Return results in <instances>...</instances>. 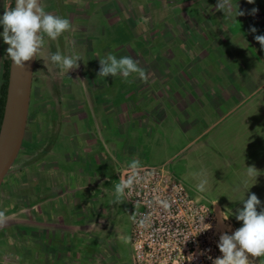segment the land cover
<instances>
[{
  "label": "rangeland",
  "instance_id": "1",
  "mask_svg": "<svg viewBox=\"0 0 264 264\" xmlns=\"http://www.w3.org/2000/svg\"><path fill=\"white\" fill-rule=\"evenodd\" d=\"M244 1L230 0L233 9L239 5V9L246 12L244 18L250 16L253 8L258 9L254 16L258 14L257 18L261 16L263 22L264 0H255L253 4ZM217 2L218 0H187L179 6L174 1H170L169 5L170 3L157 4L158 0H126L127 15L133 20L143 15L151 16V25L148 21L150 18H144V26H154L148 32L140 21L141 28L137 29L124 22L111 25L99 12L91 14L95 22L91 32L99 35V40L93 41L92 48L97 50L98 56L103 58L112 54L117 59L130 56L136 61L140 60V65L143 64L148 75V82L141 81L135 74L129 77L130 82L119 75H109L104 81L92 71L91 75H95L92 83L97 85L96 89L93 87L92 91H83L81 85H77L75 94L64 96L69 100L79 98L86 101L81 106V112L85 114L82 127L93 128V114L102 116L105 125L101 128L105 129L106 143L111 149L110 153L117 156L105 164V170L94 168L103 177H97L91 191L92 196L86 195L88 200L80 192L81 194H77L79 196L70 197L71 209L69 204V208L63 206L68 212L77 211L81 219L87 215L83 212L87 200L94 219L90 227L91 235L101 236L103 240L106 238L105 231L97 229L98 219L100 221L105 217L111 228L113 225L107 234L112 252L107 251L104 261L95 259L90 254L93 251L92 244L94 248L98 246L94 239L86 244V239L75 234L67 247L69 240L64 232L60 246L63 251L67 248L71 264H133L130 232L134 212L138 207L125 197V202L113 203L115 186L121 181L120 172L131 158L139 159L141 164L165 167L183 183L194 198L219 203L236 229L243 226V221L237 220L236 215L243 208V200L250 194H256L261 201V205L257 206L258 212L264 207V49L254 38L262 33L264 35V31L259 32L256 28L253 33V26L245 25L242 17H235V11H228L227 8L225 14L228 21L225 20L223 11L216 9ZM8 3L9 0H0V18ZM242 5L246 7L242 8ZM154 6L158 7V11L154 10ZM109 13H113L112 10ZM153 13H156L154 19ZM2 32L3 25H0V33ZM47 40H44L42 48L46 57L39 58V61L50 59L52 55L51 50L56 41ZM70 40L64 34L58 48H68L72 55L77 53L87 60L82 47L75 51ZM3 46L9 47L0 35V80ZM88 58L87 64H90L92 61L89 56ZM50 60L46 63L52 62ZM34 74L38 76L33 77V86L51 85L52 80L40 76L41 70L36 68ZM53 84L56 86L57 82ZM159 91L163 97L158 96ZM171 91L175 96L188 99V102L183 106L172 104L173 100L168 95ZM209 95L214 99L209 98ZM96 96L101 98H94ZM32 102L33 98L30 110ZM58 115H55L57 129L59 123L75 127L74 115H69L66 120L60 119ZM120 117L129 124V131L113 124V119L118 120ZM37 118L41 125L43 115L38 114ZM80 124L77 123L78 128ZM41 133L40 128L37 138L42 137ZM64 138L61 134L57 137L54 135V140L58 139L54 152L63 161L64 156L69 160L75 154L69 143L61 141ZM32 145L25 134L21 150L10 169L12 175H9L7 184H15V178L19 176L18 180L24 185L26 151ZM105 155L108 157V153L105 152ZM253 165L260 172L256 183L246 174L247 166ZM15 170H20L22 174L15 176ZM203 179L207 180V190L201 193L197 191V185ZM5 207L0 210L12 206L6 204ZM104 209L108 211H103ZM21 216L24 217V212H21ZM81 221L83 223V218ZM65 222L69 223L67 215ZM2 231H7V227ZM58 237L61 238V235H57ZM0 246H3L2 242ZM23 246L26 247L25 243ZM25 255L26 252H18V256L6 260L0 249V264H52L48 258L41 257L32 261ZM38 255L41 256V253ZM249 257L252 258V264H262L260 257L254 258L251 254Z\"/></svg>",
  "mask_w": 264,
  "mask_h": 264
},
{
  "label": "crops",
  "instance_id": "2",
  "mask_svg": "<svg viewBox=\"0 0 264 264\" xmlns=\"http://www.w3.org/2000/svg\"><path fill=\"white\" fill-rule=\"evenodd\" d=\"M170 1L174 0H169L164 3L169 4ZM244 2H246V0ZM169 5H171V3ZM176 5L178 4L176 3ZM242 6V8L246 7V5ZM154 10H157V8L155 7ZM224 15L225 20L228 21L226 17L227 15ZM249 15L250 16H247V18H244L245 15L240 16L242 17L241 19L242 21H244L245 25H247L248 27L253 26L257 28L259 32H263L264 21L262 22V17L259 16L260 18H257L258 14L256 16L252 14ZM155 16L156 13H153V19ZM148 17L150 18V20L148 21H150L149 24L151 25V16L143 15L141 17L139 16V18L137 17V20L140 21L146 32L151 31V28L154 27L153 25L151 26V28H149V25L144 26V21ZM129 20V26L134 27L135 20H133L130 15ZM143 35H145V33L142 34V36ZM212 57L217 58L215 56ZM138 64L141 68L144 69V66H142L143 64L141 63L140 65V60H138ZM168 95L169 97H171V100H173L171 102L172 104H179L180 106H183L188 102V99L173 95V91L168 93ZM158 96L163 97L161 91H159ZM94 98L99 99L101 97L96 96ZM209 98L214 99L211 96ZM220 98L224 99V97L222 96H220ZM72 100L78 101L76 104L77 108L72 111H68L66 107H62L60 111L63 112L59 113L58 115V117L60 116V119L63 118V120H66L69 115H74L73 117L76 121L74 128L67 126L66 123L58 124L59 136L61 134V137H65L64 140L61 141H66L65 143H69V146H71V148L75 150V154H72L71 159L67 160V158L64 156L65 161H63V158L54 152V148L57 144L58 139L54 140V133H52V131L48 129L45 133L42 134L41 151L40 149H38L39 145L36 146L33 143L32 144L34 146L32 145V147H30V149L26 151V170L24 173V185L18 180L19 176L15 178L17 179L15 184H7L9 175H12L10 170L7 176H5L0 187V190H2V192H0V208H6V204L14 203V196L20 197L23 195L25 197L24 202L26 203V205L24 208V220L26 223V255L27 258L30 257L29 259H31L32 261L33 259L43 257L41 259L48 258V260H50L52 264H71L68 261L69 256L66 253L67 248L63 251L62 246H60L62 237H64L62 231L64 229H71L75 233L78 231V225L74 221V219H72L73 223L65 222V215H69L68 210H64L63 208V206L67 207V203L65 200L69 194H71L70 196H72L73 194H76L77 191L84 194L88 190H93L95 182L97 181V177L98 179L100 177H103L101 173V175H99L96 171H94V168H96V170L100 168L105 170V164L110 163V159L117 157L116 154L112 152L110 153L111 149L106 143V137L104 135L105 129L101 128V126L104 127L103 125H105L102 122V116L97 115L96 113L93 114V128L89 126L82 127V124L85 123V114L81 112V106H83L86 101L79 98ZM134 114L135 116L137 115L136 113ZM77 123H81L79 128L77 126ZM113 124L123 127L125 131H129V124L126 123L122 119V117H120L118 120L113 119ZM32 142H34V140ZM105 152L108 153V157L107 155H105ZM110 154L111 157L109 158ZM133 159L134 158H131L130 160L132 161ZM68 161L71 163H67ZM72 162H74L75 164H72ZM67 165L71 166L68 167ZM13 173L15 176L19 175L20 173L22 174L20 170H15V172ZM39 175H42L44 177L45 182L37 186L35 185L34 180L39 178ZM68 179L71 180L73 185L71 189L67 190V188L64 187V184ZM30 181L33 183L32 186L31 184H29ZM71 206L72 205H70V209ZM12 207L5 209L6 211H8V214H6L7 220L13 219L17 222L22 220L23 217L21 216L20 209H16L14 211V208ZM67 208H69V206ZM72 213L74 214V211H72ZM8 215L10 218L8 217ZM17 215H20V217ZM57 232H60V234H56ZM57 235H61V238H57ZM8 253L11 254V251H8ZM39 253H41V256L38 255ZM12 257H16V255H13ZM7 264L9 263L7 262Z\"/></svg>",
  "mask_w": 264,
  "mask_h": 264
},
{
  "label": "flooded vegetation",
  "instance_id": "3",
  "mask_svg": "<svg viewBox=\"0 0 264 264\" xmlns=\"http://www.w3.org/2000/svg\"><path fill=\"white\" fill-rule=\"evenodd\" d=\"M99 2V4L97 3ZM41 3H43L44 10L46 12H50L53 15L60 16L62 18H67L70 20L72 24L71 31L65 32V35H68L70 44L74 46L75 51L76 48H81L84 50V53L87 54V60L83 57V60L79 61L80 67L75 70H70L67 74L56 64L49 62L47 64L46 62L50 59L41 60L39 61V58H36L35 68L34 70L39 69L41 70V77H44L46 79L52 80L51 85L44 84L42 86L39 85H32L31 88V95H30V103H29V111H28V120H27V126H26V132L25 134L28 135L29 140L34 145L38 146L41 150L42 145V137L37 138V134H40V128L43 133H45L48 129L54 133V135L57 137L59 136L58 129L55 126L56 118L55 115L59 114L62 107H66L68 111H72L76 109V104L78 101L67 99L64 97L66 94H75V90H77V85H81L83 91H92L97 88V85L95 86L92 81H94V76L91 75L92 71L95 73H98L100 70V63H99V57L97 54V50L92 48V43L94 40H99V35L92 34V27L95 24L91 18V14L93 12H99L103 16L107 18V22L111 25L117 24L119 22H124L129 26L130 20L129 15H127V3L126 0H41ZM67 3V4H65ZM127 7V8H126ZM112 10L113 13H109V11ZM135 20V19H134ZM134 27L137 29L141 28L139 26V21H134ZM130 27V26H129ZM91 29V30H90ZM63 34V35H64ZM61 35L56 42L54 43V47L51 50V53H56L59 51L62 55H72L68 48L65 50L63 48H58L59 41ZM72 36V38H71ZM48 37L45 36L44 40H47ZM50 39V38H49ZM48 39V40H49ZM47 40V41H48ZM53 42V40H51ZM89 45V46H88ZM87 50H92L91 52H87ZM62 51V52H61ZM49 52V51H48ZM83 53V54H84ZM77 54V53H76ZM42 57H46L44 54V50L42 49L41 54ZM107 55V54H106ZM90 57L91 61L90 64H87ZM92 59H95L93 61ZM51 61V60H50ZM50 64L52 67H49ZM54 67V68H53ZM53 68V69H51ZM91 72V73H90ZM38 76L34 74L33 77ZM97 77V74H96ZM99 77V76H98ZM102 78L104 81L107 80V77ZM57 82L56 86H54L53 83ZM92 86V87H91ZM91 98L92 96H88ZM33 98L32 102V110H30L31 107V99ZM58 110V111H57ZM57 111V112H56ZM56 112V113H55ZM42 114L43 115V121L40 125L37 115ZM27 127H30L29 129ZM40 127V128H39ZM35 185H41L45 182V179L42 175H39V178L34 180ZM31 186L33 183L30 181ZM73 183L71 180H67L64 184V187L66 186L67 189H71ZM91 191L88 190L86 193L82 194L85 198L87 196H92ZM72 192V191H71ZM77 194H81L80 192L73 194V198L75 196H79ZM69 194L66 198V203L70 205V196ZM25 197L22 195L20 197H13V202L11 205L12 208L20 209L21 212H24V208L26 203L24 202ZM88 200V198H87ZM87 200L85 202V208L83 209V212L87 213V215L83 216V223H81V219H79V215L77 214V211L73 214L72 212H69L68 218L69 223H73V220L78 225V234L77 232L74 233L71 229H64L62 232L68 235V246H70L71 240L74 238L75 234H77V237H83L86 242V244L91 243V239H94L98 243V246L95 248L92 244L93 251L90 252V254L98 260L104 261L106 259L107 251H111V248L109 247V239L110 237L107 235L110 227L109 221L104 217L97 220L96 226L97 229H103L106 234V238L104 240L101 236L91 235L90 234V227L94 222L93 219V212L92 208L89 207L87 204ZM72 205V204H71ZM90 206V205H89ZM76 206L74 205V208ZM88 208V209H87ZM103 211H108V209H104ZM8 211H6L7 214ZM25 214V213H24ZM78 220V221H77ZM81 221V222H80ZM81 224V225H80ZM26 223L24 220V217L20 221H15L13 219L7 220V231H2L5 226L0 227V242L3 243V246H0V249L2 250L3 255L5 256V259H13V255L18 256V252H23V254L26 252V247L24 248L23 244L26 241ZM107 231V233H106ZM113 242V241H112ZM66 250V248H65ZM8 251H11V254L8 253ZM68 252V251H66ZM27 254V253H26ZM11 255V257H9ZM27 256V255H25ZM4 258V257H3ZM27 258V257H26ZM261 258V257H260ZM264 259V258H261ZM4 264H7L4 263ZM17 264V263H16Z\"/></svg>",
  "mask_w": 264,
  "mask_h": 264
},
{
  "label": "clouds",
  "instance_id": "4",
  "mask_svg": "<svg viewBox=\"0 0 264 264\" xmlns=\"http://www.w3.org/2000/svg\"><path fill=\"white\" fill-rule=\"evenodd\" d=\"M247 2L253 4L255 0H247ZM226 8L228 11L234 10L235 17L245 15V12L239 9V5L233 9L230 0H218L216 9L223 11L225 14ZM257 11L258 9L253 8L250 14L254 15ZM0 25H3V32L0 35L3 36L4 42L9 45L7 57L11 59L15 66L21 69L26 66L25 62L33 58H43L40 53L44 45L45 35L55 41L72 29L69 19L46 12L41 0H16L15 8H11L9 5L5 6L4 14L0 18ZM251 31L255 33L256 28L252 27ZM254 38L264 49V35H256ZM50 59L66 74L70 70L78 69L80 67L79 61L83 60L78 54L62 55L59 51L53 53ZM99 63L100 70L97 73L99 77L105 78L109 75L116 77L119 75L125 81H129V77L135 74L141 81L148 82L146 71L139 66L138 61L130 56L117 59L116 56L108 54L106 57L100 58ZM128 166L132 170L131 174L115 186V200L113 201L115 204L125 202L126 190L130 192L138 182L137 170L141 168L139 159H133ZM246 174L249 178L254 179L256 183V178L260 175V172L253 165L247 166ZM206 185L207 180H201L197 185V191L205 192L207 190ZM156 203L164 209L171 207L170 202L166 199L157 198ZM259 205H261V201L254 193L243 200V208L236 215L237 220L243 221V226L231 235L223 233L220 236L218 247L222 257L215 258L213 264H252L249 254L254 258H264V207L258 212L257 206ZM222 216L224 220L228 219V215L222 214ZM133 219L135 220V217ZM148 222L149 217L145 216L140 223L142 227H148ZM6 223V210H0V227L5 226ZM207 225V228L200 230L198 233L211 227V225ZM261 262L264 264V259H261Z\"/></svg>",
  "mask_w": 264,
  "mask_h": 264
},
{
  "label": "built area",
  "instance_id": "5",
  "mask_svg": "<svg viewBox=\"0 0 264 264\" xmlns=\"http://www.w3.org/2000/svg\"><path fill=\"white\" fill-rule=\"evenodd\" d=\"M131 171L129 166L124 167L120 180ZM137 176L138 182L125 194L138 207L130 232L133 264H213L215 258L222 257L220 236L237 229L229 217L223 219L226 213L219 203L197 200L163 166L141 164ZM157 198L168 200L171 207L162 208ZM145 216L149 217L148 227L140 223ZM207 224L211 227L198 233Z\"/></svg>",
  "mask_w": 264,
  "mask_h": 264
},
{
  "label": "water",
  "instance_id": "6",
  "mask_svg": "<svg viewBox=\"0 0 264 264\" xmlns=\"http://www.w3.org/2000/svg\"><path fill=\"white\" fill-rule=\"evenodd\" d=\"M16 0H13V8ZM36 58L23 69L9 60L6 99L0 123V186L10 171L25 137Z\"/></svg>",
  "mask_w": 264,
  "mask_h": 264
},
{
  "label": "trees",
  "instance_id": "7",
  "mask_svg": "<svg viewBox=\"0 0 264 264\" xmlns=\"http://www.w3.org/2000/svg\"><path fill=\"white\" fill-rule=\"evenodd\" d=\"M165 1V0H164ZM164 1L158 0L157 4L164 3ZM169 1V0H167ZM165 1V2H167ZM175 1V0H174ZM187 0H177L175 1L177 4H180L179 6L183 5L184 2ZM8 5L13 8V0H9ZM156 8H158L156 6ZM2 61H1V80H0V123L3 116V110H4V103L6 99V90H7V79H8V72H9V58L7 57V48H2Z\"/></svg>",
  "mask_w": 264,
  "mask_h": 264
}]
</instances>
